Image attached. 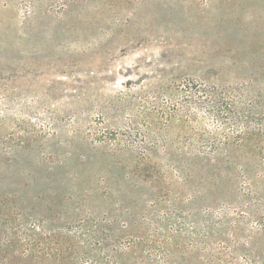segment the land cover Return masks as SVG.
Returning a JSON list of instances; mask_svg holds the SVG:
<instances>
[{
    "label": "rangeland",
    "instance_id": "rangeland-1",
    "mask_svg": "<svg viewBox=\"0 0 264 264\" xmlns=\"http://www.w3.org/2000/svg\"><path fill=\"white\" fill-rule=\"evenodd\" d=\"M0 264H264V0H0Z\"/></svg>",
    "mask_w": 264,
    "mask_h": 264
}]
</instances>
